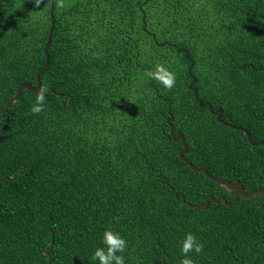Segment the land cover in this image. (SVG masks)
Listing matches in <instances>:
<instances>
[{"label":"trees","instance_id":"1","mask_svg":"<svg viewBox=\"0 0 264 264\" xmlns=\"http://www.w3.org/2000/svg\"><path fill=\"white\" fill-rule=\"evenodd\" d=\"M52 2L0 0V109L37 85ZM54 16L44 110L24 89L0 114V264H99L106 229L125 264H180L186 232L196 264H264V195L203 209L172 192L234 200L180 132L195 165L264 188V144L237 127L264 141V0H54ZM157 64L173 88L145 77Z\"/></svg>","mask_w":264,"mask_h":264},{"label":"water","instance_id":"2","mask_svg":"<svg viewBox=\"0 0 264 264\" xmlns=\"http://www.w3.org/2000/svg\"><path fill=\"white\" fill-rule=\"evenodd\" d=\"M50 15H51V30L49 32V36H48V40L47 43L45 45L44 48V54L46 56V61L43 65V67L39 70V72L37 73V85L33 86L30 83H23L22 85L19 86L18 90L16 91V93L8 100V102L0 109V114L4 113L6 111H8V109L11 107V105L16 101V99L20 96L21 92L24 89H28L34 93H37V91L39 90V88L41 87V74L46 70L49 61H50V55L48 53V48L51 44V40H52V34H53V30H54V26H55V16H54V0L52 2L51 5V11H50ZM201 105H203V101L200 102ZM208 105L211 107V103L208 102ZM212 112L217 116V120L224 123V124H228V125H232L230 123H228L225 119L222 118L221 113H222V109H218V110H212ZM170 120H174L173 117H171ZM238 128L244 130V132L246 133V135L248 136V139L253 143V144H264V141L262 140H256L253 141L250 132L240 126H237ZM174 125L171 126V133H174ZM174 139L176 141H182L184 144V148L179 152V156L187 162V164H189V166L197 172H203L208 178L216 181L217 183L223 184L227 187L228 190L230 191H234V200L229 202L227 197L224 195H220L219 197H214L213 195H209L206 199L205 202L203 203H199V204H191L190 202L186 201L185 199V195L181 194L179 195L174 189H172V192L175 193L176 197L178 199H183L185 203L191 205L192 207H201L203 209H207L210 202L214 201L216 203L223 201L227 206H232L235 205L239 199L240 196L247 198V199H253L256 198L258 196L264 195V188L260 189V190H256V191H248L246 190L244 184L242 181L240 180H235V181H230L228 179L225 178H220L215 176L214 174H212L209 169L205 166V165H195L193 162H191L186 156L185 154L188 153L189 151V147L186 143V139L183 133H178L176 135H174ZM45 254L49 256V260L51 262V256H50V247L47 248L45 250Z\"/></svg>","mask_w":264,"mask_h":264},{"label":"clouds","instance_id":"3","mask_svg":"<svg viewBox=\"0 0 264 264\" xmlns=\"http://www.w3.org/2000/svg\"><path fill=\"white\" fill-rule=\"evenodd\" d=\"M35 2L39 4L40 0H35ZM144 75L147 78L159 81L167 89L173 88L176 83V74L163 64H157L154 70L146 71ZM46 93V88H39L35 102L31 106L32 114H38L44 110ZM101 242L104 246L95 249L93 253L94 260H98L99 264H125V257L118 253L124 252L127 241L119 232L106 229L103 232ZM202 248L203 245L198 241L197 237L192 232H186L184 239L181 241L183 256L180 264H196L189 253L195 252L199 254Z\"/></svg>","mask_w":264,"mask_h":264}]
</instances>
